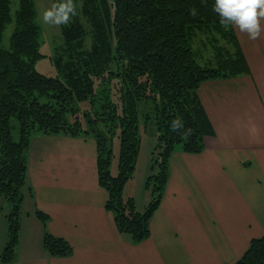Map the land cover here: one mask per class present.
<instances>
[{"label":"trees","instance_id":"1","mask_svg":"<svg viewBox=\"0 0 264 264\" xmlns=\"http://www.w3.org/2000/svg\"><path fill=\"white\" fill-rule=\"evenodd\" d=\"M77 3V0H76ZM215 0H83L81 13L90 22L92 45H85L87 29L79 15L63 25L64 43L49 56L55 76L39 72L41 27L34 0H0V198L9 205L5 214L8 238L1 252L10 263L19 242L28 182V152L34 137L66 135L93 137L97 143L99 183L107 192L106 209L113 212L118 231L132 243L151 235L150 223L161 205L170 174V159L178 146L201 153L204 137L213 134L197 95L202 82L249 72L233 31L220 24ZM191 8L198 14L190 15ZM14 28L9 47L4 32ZM232 36L235 50L217 67L203 66L196 58L194 39L212 31ZM99 95H102L99 98ZM89 108L79 104L87 102ZM100 107H97V106ZM148 110L142 117L141 107ZM146 116V118H145ZM154 116V117H152ZM13 118L19 123L18 140ZM156 121L157 145L153 161L157 172L146 181L152 198L139 210L124 189L134 176L141 146L142 122ZM180 127L173 130V122ZM190 130V132H189ZM37 133V134H36ZM119 139L117 173L112 171L114 136ZM46 224L47 214L36 210ZM44 247L51 256L73 253L63 237L45 232ZM234 264H264V236L252 239Z\"/></svg>","mask_w":264,"mask_h":264},{"label":"crops","instance_id":"2","mask_svg":"<svg viewBox=\"0 0 264 264\" xmlns=\"http://www.w3.org/2000/svg\"><path fill=\"white\" fill-rule=\"evenodd\" d=\"M229 29L249 72L199 86L213 134L204 137L201 153L181 146L173 152L149 238L132 243L118 231L105 206L93 137L38 135L28 152L33 196L25 193L19 242L8 264H234L252 239L264 236V31L252 41L234 26ZM157 135L151 149L141 139L134 176L124 189L141 211L152 195L137 175L152 174L146 159L149 153L152 162ZM36 210L48 215L46 224ZM8 211L0 198V215ZM46 231L65 238L73 253L51 256L43 244ZM7 238L8 222L0 219V255Z\"/></svg>","mask_w":264,"mask_h":264},{"label":"rangeland","instance_id":"3","mask_svg":"<svg viewBox=\"0 0 264 264\" xmlns=\"http://www.w3.org/2000/svg\"><path fill=\"white\" fill-rule=\"evenodd\" d=\"M59 2V0H34L35 6H36V19L38 24L41 27V35H40V42H41V52L45 55L46 57L41 58L38 60L36 63V68L39 72L47 75V76H55L56 75V69L54 65L52 64L49 56H52L55 52L56 47L62 45L64 43V38L62 34V26H53V25H46L42 22L40 19V13H42L45 9L51 7L53 3ZM20 0H12V9L13 13L18 9L19 7ZM83 5V0H77V15L81 18V21L85 25L87 29V36L85 39V45L89 48L92 45V38H91V33L89 32L91 29L90 22L87 20V18L81 13V7ZM14 28V22L12 21L8 26L6 27V30L4 32V39H3V46L4 47H9L10 44V36L12 34ZM232 36L230 35H224L220 31H212L210 33V36H202L198 35L194 39V48L196 52V58L197 60L203 65V66H211V67H217V61L219 59V55L223 60H225L228 56L230 55L229 49L231 46L228 44L229 39H231ZM233 51V49L231 48ZM102 95H99V98H101ZM82 107V109H86L90 107V104L87 102L79 104V107ZM97 107H100L99 105ZM148 110L145 106L141 107L140 109V116L142 117V114H144ZM154 117V116H152ZM146 118V116H145ZM13 126H14V135L18 140L19 136V123L16 120V118H13L11 120ZM140 129H141V136L143 140L145 141V147L152 148V138L154 137L155 133L157 134V126H156V121L152 118H149L148 120L144 121L142 118V122L140 124ZM37 134V133H36ZM42 135V134H40ZM117 135L114 136L111 147L114 150L115 153V160H113V165H112V171L114 174L117 173V157L119 153V139L116 137ZM91 137V136H90ZM144 150L141 155V165L142 169L148 163L149 167L153 170L151 171L152 174L157 172V167L154 164L153 161V156L154 153L152 152V158L151 161L149 162V153L147 156V159L145 158L144 155ZM144 159H146V163H143ZM140 169V168H139ZM145 175L141 177V173L138 172L137 175V180L141 181L146 184L147 179H145ZM7 209V206L5 207ZM0 219L5 220L4 215H0ZM1 250V249H0Z\"/></svg>","mask_w":264,"mask_h":264},{"label":"clouds","instance_id":"4","mask_svg":"<svg viewBox=\"0 0 264 264\" xmlns=\"http://www.w3.org/2000/svg\"><path fill=\"white\" fill-rule=\"evenodd\" d=\"M213 11L220 17V24L226 30L234 26L249 40H258L264 28V0H215ZM190 15L195 17L197 9L191 8ZM77 15L76 0H59L40 13V19L46 25H68ZM180 127L179 121L173 122V130ZM190 132V130H189Z\"/></svg>","mask_w":264,"mask_h":264}]
</instances>
